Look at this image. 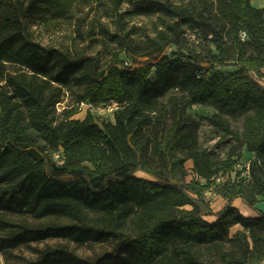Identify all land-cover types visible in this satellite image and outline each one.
Instances as JSON below:
<instances>
[{
  "label": "trees",
  "instance_id": "trees-1",
  "mask_svg": "<svg viewBox=\"0 0 264 264\" xmlns=\"http://www.w3.org/2000/svg\"><path fill=\"white\" fill-rule=\"evenodd\" d=\"M74 18L77 30L90 18L87 37L106 51L103 63L34 37V25ZM263 66L264 9L249 0H0L5 264H264V213L233 206L264 199ZM66 92L76 105L119 107L101 124L88 108L77 119L76 106L56 112ZM191 105L215 109L207 120L227 148L222 158L200 146L203 118ZM238 147L252 155L248 176L235 170ZM188 160L196 178L184 183ZM208 188L225 201L216 212L202 196ZM48 239L109 248L82 256L60 243L34 259L14 254Z\"/></svg>",
  "mask_w": 264,
  "mask_h": 264
},
{
  "label": "rangeland",
  "instance_id": "rangeland-1",
  "mask_svg": "<svg viewBox=\"0 0 264 264\" xmlns=\"http://www.w3.org/2000/svg\"><path fill=\"white\" fill-rule=\"evenodd\" d=\"M90 18H94L96 26H103L111 31L115 30L114 23L111 21V19H107L104 17H100L99 15H93L91 13ZM85 21V23L82 26V29L77 30L76 29V21L75 18L72 20H59L51 25L49 27L45 28L42 24L34 25V37L39 40L43 44H51V45H63L71 47L72 49H78L79 52L87 51L91 54H94L97 59L99 60V63H103L107 58V53L102 47L92 43L90 39L87 37L88 35V19ZM145 19L137 18L136 24H143ZM148 22V21H147ZM149 25V22H148ZM99 30V29H98ZM101 30V29H100ZM97 31V30H96ZM188 32L190 30L187 29ZM79 33H82L85 38L84 41H82L81 37L78 35ZM189 35L191 33H188ZM97 36H100L97 34ZM75 44V45H73ZM75 46V47H72ZM77 104L74 96H72L70 93H64L61 101L56 104V112L60 113L64 108H69L71 106H76V113L73 115L74 118L77 119H83L86 112L88 111L87 107L85 105ZM189 112H191L195 117H202L203 120L200 122V128H199V144L202 148H206L209 152L212 153V155L215 158H222L225 153L227 152V148L223 145H220L219 143V135L216 131V129L211 126L208 123V118L215 112V109L211 106H202V105H191L189 107ZM104 120H112L111 114L105 113L103 115L96 114V121L98 124H101ZM232 126L236 128H241L242 119L241 117H237L235 119L231 120ZM239 148V147H238ZM237 148V154L240 155L241 158H246V155L248 152L246 151L245 147ZM53 158L56 161L60 160V154L55 153L53 154ZM186 168V175L184 178V183H188L191 180H195L196 176L193 173L192 170V162L190 160L186 161L185 163ZM136 176L148 179V177L141 173L137 172L135 174ZM202 196L205 200H207L208 204L212 208L213 211H218L222 207V205L225 203L224 199L221 197L219 192H215L214 188H208L203 193ZM236 203L244 204L243 201L240 199H235L233 201V206H236ZM246 208L251 211L256 212L258 215L261 213H264V199H260L254 208H251L246 205ZM259 209V210H258ZM250 211V212H251ZM253 212V214H255ZM204 219L208 222H212L215 219V216H204ZM238 226H233L230 229V233H233L236 229H238ZM64 243L66 244L70 249L76 251L78 254L82 256H94L100 252H102L105 249L109 248V244H94V243H84V244H78L73 242H66L62 241L60 239H48L43 242H34L27 246H21L17 250H15L14 254L16 255L18 260H21L22 258L26 259H34L37 255V249L42 248L44 245H55ZM215 264H220V261L217 259H214Z\"/></svg>",
  "mask_w": 264,
  "mask_h": 264
},
{
  "label": "built area",
  "instance_id": "built-area-1",
  "mask_svg": "<svg viewBox=\"0 0 264 264\" xmlns=\"http://www.w3.org/2000/svg\"><path fill=\"white\" fill-rule=\"evenodd\" d=\"M246 36L244 31L240 32V37L243 39ZM82 105H85L88 109L97 112L98 114H113V112L118 109L119 105L116 102H107L103 104H99L97 106H92L90 103L87 102H81ZM81 105V106H82ZM248 152V151H247ZM248 154H250L248 152ZM251 154L248 156L246 155V158H241L240 161L236 164L235 170L241 171L242 175L248 176V166H249V159L251 158ZM216 180L219 181L220 177H216ZM0 264H5L2 253L0 252Z\"/></svg>",
  "mask_w": 264,
  "mask_h": 264
},
{
  "label": "crops",
  "instance_id": "crops-1",
  "mask_svg": "<svg viewBox=\"0 0 264 264\" xmlns=\"http://www.w3.org/2000/svg\"><path fill=\"white\" fill-rule=\"evenodd\" d=\"M249 2H250V4H251L253 7H255V8H262V9H264V0H249ZM261 72L264 74V66L261 68ZM260 82H261L262 84H264V77H262V78L260 79ZM260 199H262V198H259L258 201H259ZM239 203H240V202H239ZM239 203H236V202H235L236 206L238 207V210H239L243 215L248 216V217H256V216H258V214H257L256 212L251 211L250 209L248 210V209L246 208V204L244 205V204H239ZM258 210H259V209H258ZM250 211H251V212H250ZM253 212H254L255 214H253ZM236 226H238V225H236ZM238 227H239V226H238Z\"/></svg>",
  "mask_w": 264,
  "mask_h": 264
}]
</instances>
